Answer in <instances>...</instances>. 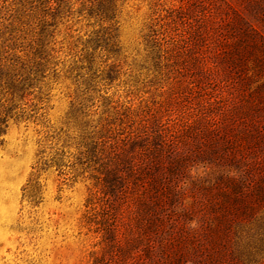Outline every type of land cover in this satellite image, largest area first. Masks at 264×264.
<instances>
[{"label":"trees","instance_id":"trees-1","mask_svg":"<svg viewBox=\"0 0 264 264\" xmlns=\"http://www.w3.org/2000/svg\"><path fill=\"white\" fill-rule=\"evenodd\" d=\"M53 85L23 192L86 185L80 264H264V0H0V148Z\"/></svg>","mask_w":264,"mask_h":264},{"label":"rangeland","instance_id":"rangeland-1","mask_svg":"<svg viewBox=\"0 0 264 264\" xmlns=\"http://www.w3.org/2000/svg\"><path fill=\"white\" fill-rule=\"evenodd\" d=\"M85 29L83 25H78ZM125 45L133 44L137 29L123 22ZM43 119L11 124L0 148V264H80L90 242L80 234L87 187L61 185L54 170L41 175V200L32 205L24 198L33 166L47 130L62 127L69 107L66 90L51 86Z\"/></svg>","mask_w":264,"mask_h":264}]
</instances>
